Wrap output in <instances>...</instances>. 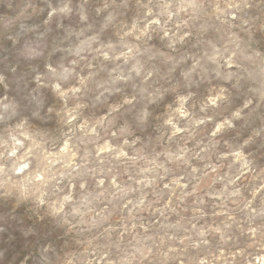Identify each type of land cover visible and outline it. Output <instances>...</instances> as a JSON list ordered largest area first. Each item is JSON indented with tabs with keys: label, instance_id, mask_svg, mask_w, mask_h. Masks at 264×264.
<instances>
[{
	"label": "clouds",
	"instance_id": "clouds-1",
	"mask_svg": "<svg viewBox=\"0 0 264 264\" xmlns=\"http://www.w3.org/2000/svg\"><path fill=\"white\" fill-rule=\"evenodd\" d=\"M0 264H264V0H0Z\"/></svg>",
	"mask_w": 264,
	"mask_h": 264
}]
</instances>
